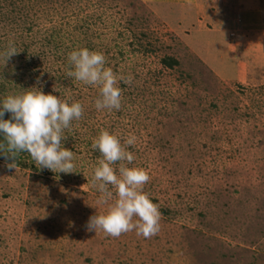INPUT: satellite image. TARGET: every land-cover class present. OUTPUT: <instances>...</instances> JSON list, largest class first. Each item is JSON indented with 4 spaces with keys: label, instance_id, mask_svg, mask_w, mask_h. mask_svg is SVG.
Instances as JSON below:
<instances>
[{
    "label": "rangeland",
    "instance_id": "obj_1",
    "mask_svg": "<svg viewBox=\"0 0 264 264\" xmlns=\"http://www.w3.org/2000/svg\"><path fill=\"white\" fill-rule=\"evenodd\" d=\"M80 48L116 74L119 111H98L99 88L68 75ZM37 88L83 105L63 133L75 167L24 153L9 169L0 154V264H264V0H0V98ZM101 130L137 138L133 162L112 167L150 176V238L86 230L108 208Z\"/></svg>",
    "mask_w": 264,
    "mask_h": 264
},
{
    "label": "clouds",
    "instance_id": "obj_2",
    "mask_svg": "<svg viewBox=\"0 0 264 264\" xmlns=\"http://www.w3.org/2000/svg\"><path fill=\"white\" fill-rule=\"evenodd\" d=\"M17 53L14 41L10 40L2 55L8 61ZM68 60L73 66L68 72L70 77L99 88V97L95 101L98 111L121 109V89L117 76L105 67L106 60L102 53L80 48L73 50ZM127 82L131 83V78ZM37 89L0 98V137L7 144L5 150L3 143H0V154H5L6 159L11 160L6 165L9 169H16L18 153L27 152L39 168L72 173L75 167L74 153L64 144L62 146L66 140L63 133L74 120L82 118L83 105L79 101L69 103L60 96ZM6 114H10L8 119H5ZM136 140L134 134H129L122 144L120 137L107 130H101L94 139L92 147L101 154L94 169V182L100 192L98 203L108 205V208L104 214L89 218L87 231H103L116 238L131 231L144 238L159 232V209L143 191V186L150 180L146 170L127 167L123 163L118 170L112 167L117 162H133L135 157L126 150L125 145L133 146ZM114 193L116 199L113 201ZM134 217L138 219L134 220Z\"/></svg>",
    "mask_w": 264,
    "mask_h": 264
},
{
    "label": "trees",
    "instance_id": "obj_3",
    "mask_svg": "<svg viewBox=\"0 0 264 264\" xmlns=\"http://www.w3.org/2000/svg\"><path fill=\"white\" fill-rule=\"evenodd\" d=\"M178 62L179 61H177L176 59H173V58H170V57H166L165 59H163V63L166 66H169V67H174L175 65H178L179 64ZM9 115L10 114H6L5 115V119H8ZM0 143H3L4 149L6 150L7 149V144H6V141L3 140V137H0ZM24 153H27V152H20V153L17 154L16 163H18V157L24 155ZM3 155L5 156V154H3ZM20 164H25V163L20 161Z\"/></svg>",
    "mask_w": 264,
    "mask_h": 264
}]
</instances>
